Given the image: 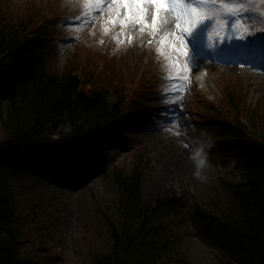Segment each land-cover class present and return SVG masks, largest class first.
Instances as JSON below:
<instances>
[{
	"label": "trees",
	"instance_id": "1",
	"mask_svg": "<svg viewBox=\"0 0 264 264\" xmlns=\"http://www.w3.org/2000/svg\"><path fill=\"white\" fill-rule=\"evenodd\" d=\"M31 10L0 3V264H60L43 250L28 253L22 238L28 220L19 200L23 167L48 168L55 162L62 173H76L83 160L103 161V148L117 144L112 128L130 98L122 82L114 102L91 89L87 60L75 58L72 72L60 77L48 70V45L32 34L38 30H32ZM142 88L140 81L131 96ZM236 92L234 84L226 85L222 107L208 104L216 109L207 120L223 175L218 189L225 197L216 215L193 206L187 219L178 217V200L144 206L137 172L115 168V200L99 207L97 215L107 232L106 250L92 253L89 264H168L185 222L212 249L215 264H264V143L242 123L245 108ZM221 110L227 122L216 116ZM49 154L52 158H44Z\"/></svg>",
	"mask_w": 264,
	"mask_h": 264
},
{
	"label": "rangeland",
	"instance_id": "2",
	"mask_svg": "<svg viewBox=\"0 0 264 264\" xmlns=\"http://www.w3.org/2000/svg\"><path fill=\"white\" fill-rule=\"evenodd\" d=\"M48 2L51 4L49 7H55V10L48 15L47 29L60 33L58 29L62 24L58 19L65 13V6L61 7L60 0ZM83 3L81 5L87 8L86 3ZM114 7L108 5L102 13L95 14L93 22L86 26L87 36L83 35L85 40H79L81 36L69 30L58 41L63 43L75 38V42L86 45L90 39L102 40L106 36V47L119 45L114 51V59L121 58L123 86L126 84L129 88V80L134 75L144 82L146 90L142 99L135 98L128 104L114 124L115 134L127 145L109 149L108 161L102 165L92 162L82 164L78 177L60 173L56 164L40 169L35 165L23 167L24 182L20 187L23 194L21 193L19 200L28 213L24 217L28 220L20 216L24 220L20 229L22 238L29 243L28 253L36 254L34 252L43 250L51 258H58L60 264H89L92 253L100 254L106 250L107 232L99 227L97 215L99 207L115 200L117 190L112 184V172L115 168L124 170L121 171L123 174L137 172L140 201L144 206L154 204L159 199L179 200L182 207L178 210V217L187 219L193 206L207 214L216 215L217 209L225 203L224 194L218 189L223 175L216 146L205 139L212 137L208 131L211 123L207 119L216 109L208 108L206 113L207 103L199 92L217 104V89L234 84L240 94V103L244 105L245 117L252 127V135L264 143V73L252 69L241 70L242 64H229L224 61L225 58L211 60L202 57L198 52L193 53L189 46L190 54L195 59L194 65L186 73V80L177 82L166 79L169 75L174 76L175 72L168 68V62L163 56H159L162 63L153 67L152 77L142 79V75L148 74V66L153 61L154 54H157L156 45L148 43L152 39L150 32L146 31L141 39L138 28L135 32H122L118 25L109 24ZM54 12L56 14L53 16ZM84 13L80 18L86 17ZM245 15L248 16L244 18ZM241 19L247 22L256 17L244 12ZM207 24L206 22L205 25ZM205 25L199 29L206 28ZM128 36L133 37L132 42H129ZM117 37L119 40L125 38L122 50ZM263 43L264 34L253 35L245 41L244 45L251 51L250 56H253L249 57L251 62L258 57L264 64V54L256 52L259 49H254L255 44ZM72 47L73 44H69L66 50ZM206 52L208 51H203L202 48L201 55ZM58 58L59 65L52 62V68L56 72H62L69 64L74 66L75 60L70 61V52L60 51ZM172 58L178 59L180 64L184 63V57L179 53H173ZM118 77L116 70L111 71L110 81H115ZM104 83L105 74L98 86ZM155 85L159 86L158 90H154ZM177 85L182 86L183 91L177 90ZM215 96L217 99H214ZM191 101L195 102L193 106ZM218 105L221 108L223 104ZM223 115L222 110L216 114L227 122L229 116L225 113L227 117L223 118ZM153 119H158L154 121L155 124L160 121L166 127L158 129V126L152 124ZM142 123L146 124L143 129ZM203 130L206 131L205 134ZM3 140L0 121V142ZM115 215L113 207L112 216ZM170 219L161 218L160 221ZM179 235L178 245L171 253L168 264H215L214 252L194 234L189 224H183Z\"/></svg>",
	"mask_w": 264,
	"mask_h": 264
},
{
	"label": "snow or ice",
	"instance_id": "3",
	"mask_svg": "<svg viewBox=\"0 0 264 264\" xmlns=\"http://www.w3.org/2000/svg\"><path fill=\"white\" fill-rule=\"evenodd\" d=\"M85 3L84 14L89 18L94 13H102L106 6L114 5L109 24L118 25L122 32H135L138 28L141 39L146 31L150 32L152 39L148 43L156 45L157 55L163 56L168 68L175 72L174 76L169 75L166 79L177 82L188 78L186 73L195 59L190 54L189 45L195 53L199 48L197 30L206 22L210 33H216L218 37L219 33H224L220 39L246 40L256 31L264 32V22L256 28L251 24L245 25L241 19L242 13L255 10L254 4L258 3L259 15L264 21V0H85ZM229 16L234 18L231 23L227 19ZM242 28L245 30L242 31ZM132 39L128 36L129 42ZM117 43H121L118 37ZM173 53L182 55L184 63L173 59ZM177 90L183 91L182 86L177 85Z\"/></svg>",
	"mask_w": 264,
	"mask_h": 264
},
{
	"label": "bare ground",
	"instance_id": "4",
	"mask_svg": "<svg viewBox=\"0 0 264 264\" xmlns=\"http://www.w3.org/2000/svg\"><path fill=\"white\" fill-rule=\"evenodd\" d=\"M254 49L256 50V49H259V50H261L262 52H258V53H261V54H264V48L262 47V46H260V45H258V44H255V46H254ZM257 60H259L260 61V59H258L257 58ZM158 119H153L152 120V124L153 125H156V126H158L157 128L158 129H164L166 126L164 125V124H162L160 121L158 122V123H154V121H157ZM146 127V124H144V123H142V129L143 128H145ZM173 138V137H172ZM174 139V138H173Z\"/></svg>",
	"mask_w": 264,
	"mask_h": 264
}]
</instances>
